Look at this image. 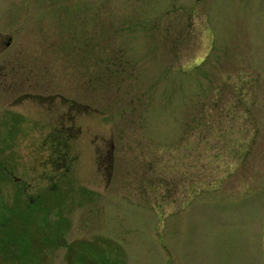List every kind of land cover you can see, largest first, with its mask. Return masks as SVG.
<instances>
[{
    "label": "rangeland",
    "instance_id": "374dc122",
    "mask_svg": "<svg viewBox=\"0 0 264 264\" xmlns=\"http://www.w3.org/2000/svg\"><path fill=\"white\" fill-rule=\"evenodd\" d=\"M0 264H264V0H0Z\"/></svg>",
    "mask_w": 264,
    "mask_h": 264
},
{
    "label": "flooded vegetation",
    "instance_id": "af4514ba",
    "mask_svg": "<svg viewBox=\"0 0 264 264\" xmlns=\"http://www.w3.org/2000/svg\"><path fill=\"white\" fill-rule=\"evenodd\" d=\"M5 45L8 49L11 48L13 45V39L9 38L8 41L5 42ZM12 87H14V86H12ZM30 89H32V88H30ZM43 97L44 98H40V97L37 98V97H35L34 93H32V91H30L29 93L23 94L20 98H18V99L16 98L15 104H17V102L20 103L21 101L22 102L27 101L28 103L37 102V103H39V105H37V108L40 109L41 113L50 112L51 108H53V107L51 105H47L46 102L48 101L47 100L48 98L45 96H43ZM35 98L37 99V101H35ZM59 99H60V103H59L58 109H59V111H61L60 109L62 108L63 109L62 111L65 113L62 117H60L58 122L55 123L53 134L45 133V136L43 137L42 142H41L43 147H46L49 144H54V145L64 144L66 142V140L68 139L69 133L67 131H68V129H70V128H67V123L71 122L72 119H77V117H80L83 114H88V116H92V114H93V110L91 108H89V106H83V105H79V104L67 105V101L65 98H63L62 96H59ZM22 102H21V104H22ZM67 106H68V110H66ZM28 107L33 108V106L32 105L30 106V104L28 105ZM42 120L44 121L43 117H42ZM80 133H81V130L78 131V135H75V137L76 136L78 137ZM69 138H71V137H69ZM114 150H115V148H114L113 144L111 143L108 158H110L111 156L113 157ZM110 162H111V166H110L111 168L109 169V171H112V168H113L112 161L110 160Z\"/></svg>",
    "mask_w": 264,
    "mask_h": 264
}]
</instances>
